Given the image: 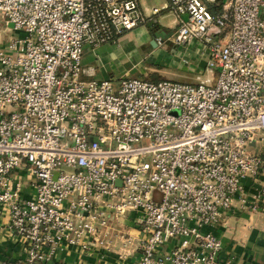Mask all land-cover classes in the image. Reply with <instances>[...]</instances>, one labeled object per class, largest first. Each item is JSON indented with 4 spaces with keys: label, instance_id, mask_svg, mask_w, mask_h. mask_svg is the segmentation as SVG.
<instances>
[{
    "label": "built area",
    "instance_id": "1",
    "mask_svg": "<svg viewBox=\"0 0 264 264\" xmlns=\"http://www.w3.org/2000/svg\"><path fill=\"white\" fill-rule=\"evenodd\" d=\"M168 8L157 45L197 40L203 73L87 77L86 46ZM236 204L264 207V0H0V219L19 252L0 264H57L67 246L231 264L206 226Z\"/></svg>",
    "mask_w": 264,
    "mask_h": 264
},
{
    "label": "crops",
    "instance_id": "2",
    "mask_svg": "<svg viewBox=\"0 0 264 264\" xmlns=\"http://www.w3.org/2000/svg\"><path fill=\"white\" fill-rule=\"evenodd\" d=\"M143 6H147L146 3L141 0ZM142 26L141 37H147V40L152 39V33L154 31V27L158 26L166 29V31H171V29H167L165 25L160 23L158 20L156 21H146L143 24L138 25L137 27ZM135 27V28H137ZM169 42V40H166ZM194 45L199 43L197 40H192ZM114 44V43H113ZM111 43H103L96 48H91L90 46H86L84 48L87 51L86 55L83 54V65L93 66L94 73L91 76L87 77H95V78H106L111 77V71L108 69L109 67H103L101 64L104 58L98 61V55L101 54L99 52H108V48ZM198 45V44H197ZM178 45L177 47H179ZM185 47V46H182ZM84 52V51H83ZM105 52V53H106ZM92 58L97 60V67H95L90 61ZM205 61L203 64L200 63L197 69L204 71ZM202 67V68H201ZM110 74V75H109ZM6 218L2 217L0 219V259L6 257H14L19 256L18 248L12 241V239L7 236L5 226ZM128 224H131V221L128 219ZM207 229L214 231L216 234L220 235L222 240V248L220 251V258H230L231 264H264V207L258 210H246L244 208L239 207L237 204L233 206L232 209L228 212L225 217V222L217 224V225H209L206 226ZM136 229V228H135ZM137 230V229H136ZM170 243L165 247H171ZM58 261L57 264H101V258H98L96 254H91L84 256L85 260L82 259L80 253L77 249L72 246H67L62 250H59ZM139 256V250H134L126 259L125 264H130ZM117 256L113 252H108L105 254V260L114 261Z\"/></svg>",
    "mask_w": 264,
    "mask_h": 264
},
{
    "label": "rangeland",
    "instance_id": "3",
    "mask_svg": "<svg viewBox=\"0 0 264 264\" xmlns=\"http://www.w3.org/2000/svg\"><path fill=\"white\" fill-rule=\"evenodd\" d=\"M143 1L147 5L145 7L151 9L154 5L162 6L168 0ZM155 18L162 24L173 26L175 12L168 8L155 15ZM141 29L142 26L126 31L116 43H111L108 52H99L101 54L97 56V60L101 57L106 60H102L101 64L103 67H109L112 76L136 75L152 80L169 78L193 81L197 74L203 73V70L197 67L200 63L203 64V61L206 62V57L198 43L194 45L193 42H188L177 47L175 42L169 40L154 46L147 37H141ZM1 36H4L3 32ZM86 53L84 50L83 54ZM97 60L92 58L90 62L97 67Z\"/></svg>",
    "mask_w": 264,
    "mask_h": 264
},
{
    "label": "water",
    "instance_id": "4",
    "mask_svg": "<svg viewBox=\"0 0 264 264\" xmlns=\"http://www.w3.org/2000/svg\"><path fill=\"white\" fill-rule=\"evenodd\" d=\"M172 31H166L164 28H161L157 31H154L152 33V39L150 40V42L155 46L157 45V41H156V37L160 36V37H168L171 34Z\"/></svg>",
    "mask_w": 264,
    "mask_h": 264
},
{
    "label": "flooded vegetation",
    "instance_id": "5",
    "mask_svg": "<svg viewBox=\"0 0 264 264\" xmlns=\"http://www.w3.org/2000/svg\"><path fill=\"white\" fill-rule=\"evenodd\" d=\"M159 29H160V27H158V26H155V27H154V31H157V30H159ZM154 31H153V32H154Z\"/></svg>",
    "mask_w": 264,
    "mask_h": 264
}]
</instances>
